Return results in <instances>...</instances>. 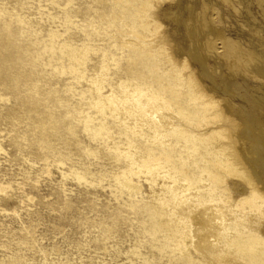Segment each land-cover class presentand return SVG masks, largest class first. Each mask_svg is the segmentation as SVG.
<instances>
[{"label":"bare ground","instance_id":"bare-ground-1","mask_svg":"<svg viewBox=\"0 0 264 264\" xmlns=\"http://www.w3.org/2000/svg\"><path fill=\"white\" fill-rule=\"evenodd\" d=\"M212 1L187 0L182 10V0H86L92 6L77 14L88 29L75 26L89 33L62 41L69 63L61 73L89 82L98 116L83 112L84 131L109 140L107 152L124 161L120 193H143L147 183L180 258L264 264V49L227 35L217 7L252 17V1ZM253 2L264 14V0ZM240 26L263 45L262 29ZM8 187L0 183V193Z\"/></svg>","mask_w":264,"mask_h":264},{"label":"rangeland","instance_id":"rangeland-1","mask_svg":"<svg viewBox=\"0 0 264 264\" xmlns=\"http://www.w3.org/2000/svg\"><path fill=\"white\" fill-rule=\"evenodd\" d=\"M85 1L0 0V183L9 185L0 193V264H189L169 244L147 183L141 179L143 193H120L115 173L124 161L107 152L109 140L84 131V113L98 116L88 102L89 82L61 73L69 63L62 41L89 33L75 26L87 25L77 14L92 6ZM247 1L255 19L245 9L237 15L217 7L226 34L258 53L264 42L240 24L262 29L263 39L264 14ZM182 32L178 25L177 37L185 39ZM81 89L85 98L76 94Z\"/></svg>","mask_w":264,"mask_h":264}]
</instances>
